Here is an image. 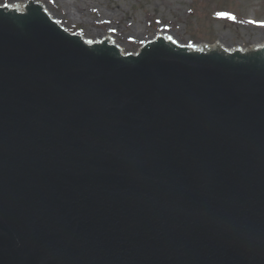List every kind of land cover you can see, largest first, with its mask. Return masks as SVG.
Masks as SVG:
<instances>
[{"label":"water","instance_id":"1","mask_svg":"<svg viewBox=\"0 0 264 264\" xmlns=\"http://www.w3.org/2000/svg\"><path fill=\"white\" fill-rule=\"evenodd\" d=\"M9 9L0 264H264V47L122 56Z\"/></svg>","mask_w":264,"mask_h":264},{"label":"rangeland","instance_id":"2","mask_svg":"<svg viewBox=\"0 0 264 264\" xmlns=\"http://www.w3.org/2000/svg\"><path fill=\"white\" fill-rule=\"evenodd\" d=\"M36 1L44 3L69 32L90 40L106 33L117 38L125 54L136 53L159 33L183 44L219 42L227 48L253 50L264 43V0H76L86 5L83 18L70 17L69 7L60 0ZM18 2L24 0H0V6ZM221 12L235 19L217 15ZM65 13L68 17L62 16Z\"/></svg>","mask_w":264,"mask_h":264},{"label":"bare ground","instance_id":"3","mask_svg":"<svg viewBox=\"0 0 264 264\" xmlns=\"http://www.w3.org/2000/svg\"><path fill=\"white\" fill-rule=\"evenodd\" d=\"M58 1V0H57ZM60 2L63 4V6H64V8H66L67 9V6L69 7V10H70V17L71 16H74V18L76 17V16H79L80 18H83L86 14H85V10H86V5H84V4H81V3H79L78 1H76V0H60ZM40 3V2H39ZM42 6H43V8L45 9V11L47 10L48 11V9H46L45 8V6H44V4H42V3H40ZM38 5V4H37ZM70 5H74L73 7H70ZM18 8L17 9V11H20V10H22L23 8H21L22 7V4H19V5H12V6H10L9 8ZM73 9V10H72ZM46 11V13L48 14V17L50 18V19H55L54 17H53V15L50 13V12H47ZM65 15H66V17H68V15L65 13V14H62V16L63 17H65ZM56 20V19H55ZM56 22L57 23H59L60 24V22L59 21H57L56 20ZM90 31H91V29H89ZM111 32H113V29L111 28V30H110ZM89 32V31H88ZM85 34H87V31H86V33ZM115 35H117V33H115ZM114 35V36H115ZM164 35V37H165V39L167 40V41H171V39L169 38V37H167V36H165V34H163ZM104 36V35H103ZM111 36L110 35H106V33H105V36L104 37H99L101 40H104V39H107V38H110ZM116 37V36H115ZM85 38H87V35H85ZM82 39L84 40V41H89V40H87V39H84L83 37H82ZM98 41H100V40H98ZM137 41V40H136ZM92 42V41H91ZM93 42H97V41H93ZM171 43L172 44H175V42H173V41H171ZM109 45H112V46H114V47H117L118 49H120L121 51H123L121 48H119L118 47V45L119 44H117V38L116 39H114V38H111V41H110V44ZM255 46H258V47H264V44L262 43V44H257V45H255ZM254 46V47H255ZM187 47L188 48H190V49H209V48H215V47H221V49H222V51H224V52H226V53H232V52H236L239 48L238 47H232V48H227V47H225L224 45H222V44H220V43H217V44H215V45H213V46H211V45H206V44H204V43H201V44H192V43H190V44H187ZM246 50H248V49H246Z\"/></svg>","mask_w":264,"mask_h":264},{"label":"snow or ice","instance_id":"4","mask_svg":"<svg viewBox=\"0 0 264 264\" xmlns=\"http://www.w3.org/2000/svg\"><path fill=\"white\" fill-rule=\"evenodd\" d=\"M217 15H220V16H229V14H228V13H223V12H221V13H218ZM229 18H231V19H235V17H234V16H229Z\"/></svg>","mask_w":264,"mask_h":264}]
</instances>
